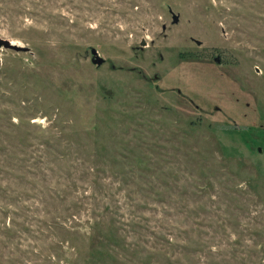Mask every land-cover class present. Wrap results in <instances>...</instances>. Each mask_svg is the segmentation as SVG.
<instances>
[{"label":"rangeland","instance_id":"rangeland-1","mask_svg":"<svg viewBox=\"0 0 264 264\" xmlns=\"http://www.w3.org/2000/svg\"><path fill=\"white\" fill-rule=\"evenodd\" d=\"M0 38V264H264V0H0Z\"/></svg>","mask_w":264,"mask_h":264},{"label":"water","instance_id":"water-1","mask_svg":"<svg viewBox=\"0 0 264 264\" xmlns=\"http://www.w3.org/2000/svg\"><path fill=\"white\" fill-rule=\"evenodd\" d=\"M172 20L173 22H176L178 20V14L172 13ZM6 47V48H12L14 50H26L27 48L25 46H21L15 43H12L11 41L7 39L0 38V47ZM90 53H91V60L97 65H100L104 62V58L98 54V51L95 47H90ZM214 60L216 62H219L220 56L216 55L214 57Z\"/></svg>","mask_w":264,"mask_h":264}]
</instances>
